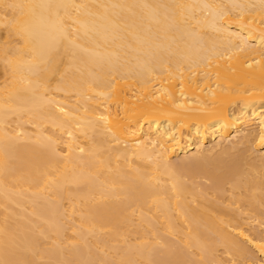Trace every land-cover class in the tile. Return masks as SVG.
I'll return each mask as SVG.
<instances>
[{
    "label": "bare ground",
    "instance_id": "obj_1",
    "mask_svg": "<svg viewBox=\"0 0 264 264\" xmlns=\"http://www.w3.org/2000/svg\"><path fill=\"white\" fill-rule=\"evenodd\" d=\"M0 69V264H264V0H0Z\"/></svg>",
    "mask_w": 264,
    "mask_h": 264
},
{
    "label": "rangeland",
    "instance_id": "obj_2",
    "mask_svg": "<svg viewBox=\"0 0 264 264\" xmlns=\"http://www.w3.org/2000/svg\"><path fill=\"white\" fill-rule=\"evenodd\" d=\"M3 73H4L3 70L0 69V80H2ZM254 154H255V151L252 149V155H254ZM197 181L200 182V183H202V184H208V183H209V181L206 180L205 178H198ZM226 188H227V191H226V193H225V197H224L225 201L223 202V206L228 207V210H234V212H236V211H238L237 208H236L238 205H230V204H229V201H228V198L230 197V194H231V192H230V190H229L230 185L227 184V185H226ZM228 205H230V206H228ZM241 209H242V208H241ZM252 215H254V214H252V213L248 210V211L244 212L243 214L237 215V217H236L234 220H235V222H236V221H237V222H242V223H244V224H249L250 221H251L252 223H254V224H258V223H260V222L262 221L261 219H256V220H254L255 216H252ZM221 251H222V250H220V251L218 252V254H221ZM253 253H254L255 256H257V254H255L254 251H253ZM224 255H225V254H224Z\"/></svg>",
    "mask_w": 264,
    "mask_h": 264
}]
</instances>
